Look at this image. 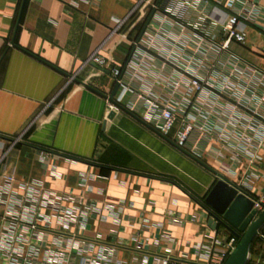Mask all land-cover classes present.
<instances>
[{"label": "crops", "instance_id": "crops-1", "mask_svg": "<svg viewBox=\"0 0 264 264\" xmlns=\"http://www.w3.org/2000/svg\"><path fill=\"white\" fill-rule=\"evenodd\" d=\"M22 1L0 0V142L4 144L0 155L6 151L0 174L78 194L77 178L85 173L92 188L87 196L99 205L123 202L125 218L133 217L135 223L123 222L124 229L118 232L111 221H90L79 231L81 236L106 242L117 231L124 242L118 258L126 264H137L144 257L152 264L156 255L199 264L193 247L208 245L214 231L203 207L215 174L222 176L218 164L198 160L203 166L138 117L108 112L113 78L87 63L97 52L113 67L121 66L154 0L141 4V0H24L14 34ZM209 1L214 3L210 17L219 24L237 11L234 3L240 2ZM254 1L264 10V0ZM72 2H78V9L70 6ZM195 16L190 12L184 21L194 23ZM114 19L125 20L116 31ZM239 29L246 34L245 43L232 42L228 52L264 72V31L246 23ZM12 139L18 142L9 147ZM40 150L50 154L47 159L39 157ZM255 187L262 192L264 181ZM135 232L142 237L141 252L130 241ZM218 236L224 243L235 237L221 229ZM224 250L214 247L218 254Z\"/></svg>", "mask_w": 264, "mask_h": 264}, {"label": "built area", "instance_id": "built-area-1", "mask_svg": "<svg viewBox=\"0 0 264 264\" xmlns=\"http://www.w3.org/2000/svg\"><path fill=\"white\" fill-rule=\"evenodd\" d=\"M234 4L237 11L219 24L210 17L214 3L209 0H154L146 12L150 19L132 40L121 66L113 67L97 52L87 63L107 70L118 87L113 102L106 99L108 112L125 111L186 156L213 160L220 176L254 201L259 212L264 189L259 192L255 186L264 181V72L228 51L232 42L245 43L240 24L264 31V10L254 0ZM70 6L79 7L78 2ZM190 12L196 14L194 23L184 21ZM113 21L116 31L125 20ZM17 142L12 139L8 145ZM38 155L47 159L50 154L40 150ZM51 174L57 175L55 168ZM77 179L80 193L67 194L38 181L0 174V264H126L118 258L124 242L117 236L123 222L133 225L134 218H125L123 202L99 205L89 198L87 174ZM90 221H111L118 232L106 242L85 238L79 231ZM210 237L208 245L193 247L196 262L224 264L238 239L230 237L224 243L215 230ZM168 239L174 244L169 235ZM130 241L135 251L142 250L139 232L131 234ZM214 247L225 250L218 254ZM137 264H148V258ZM152 264L192 263L156 255ZM246 264L264 262L251 260L249 254Z\"/></svg>", "mask_w": 264, "mask_h": 264}, {"label": "water", "instance_id": "water-1", "mask_svg": "<svg viewBox=\"0 0 264 264\" xmlns=\"http://www.w3.org/2000/svg\"><path fill=\"white\" fill-rule=\"evenodd\" d=\"M24 0L22 1L14 34L20 19ZM151 16H148L142 30L147 25ZM13 34V38H14ZM13 38L11 44H13ZM115 84L109 100L113 102V96L117 92ZM199 162L198 160L194 159ZM202 164L201 162H199ZM205 166L204 164H202ZM206 167V166H205ZM216 182L204 199L203 207L209 214V227L212 230H224L235 236L238 242L228 255L224 264H246L250 254V247L255 238L260 237V231L264 227V208L257 212L254 201L239 193L238 189L229 184L223 177L215 174ZM261 204V203H259Z\"/></svg>", "mask_w": 264, "mask_h": 264}, {"label": "rangeland", "instance_id": "rangeland-1", "mask_svg": "<svg viewBox=\"0 0 264 264\" xmlns=\"http://www.w3.org/2000/svg\"><path fill=\"white\" fill-rule=\"evenodd\" d=\"M261 236H264V227L260 231V237H258V242L256 243L254 248V251L256 252H252L250 255L251 260L259 259L260 261H264V242Z\"/></svg>", "mask_w": 264, "mask_h": 264}, {"label": "trees", "instance_id": "trees-1", "mask_svg": "<svg viewBox=\"0 0 264 264\" xmlns=\"http://www.w3.org/2000/svg\"><path fill=\"white\" fill-rule=\"evenodd\" d=\"M258 240V238H255L254 240H253V242H252V244H251V247H250V253H255L256 251H254V248H255V245H256V243L258 242L257 241ZM264 262V261H263Z\"/></svg>", "mask_w": 264, "mask_h": 264}]
</instances>
